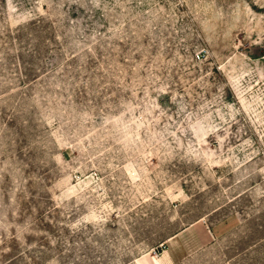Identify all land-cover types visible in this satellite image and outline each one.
Returning <instances> with one entry per match:
<instances>
[{"label":"rangeland","instance_id":"rangeland-1","mask_svg":"<svg viewBox=\"0 0 264 264\" xmlns=\"http://www.w3.org/2000/svg\"><path fill=\"white\" fill-rule=\"evenodd\" d=\"M264 264V0H0V264Z\"/></svg>","mask_w":264,"mask_h":264},{"label":"bare ground","instance_id":"bare-ground-1","mask_svg":"<svg viewBox=\"0 0 264 264\" xmlns=\"http://www.w3.org/2000/svg\"><path fill=\"white\" fill-rule=\"evenodd\" d=\"M166 258L165 257H156L154 264H166Z\"/></svg>","mask_w":264,"mask_h":264}]
</instances>
